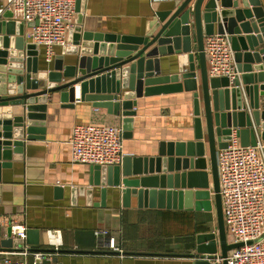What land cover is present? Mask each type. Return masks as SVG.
I'll list each match as a JSON object with an SVG mask.
<instances>
[{
	"label": "water",
	"instance_id": "obj_1",
	"mask_svg": "<svg viewBox=\"0 0 264 264\" xmlns=\"http://www.w3.org/2000/svg\"><path fill=\"white\" fill-rule=\"evenodd\" d=\"M169 3V8L156 12L143 35L80 34L76 27L72 46L67 47V52L79 54L76 62L64 64L63 58H57L48 70L39 68L40 51L35 50L36 44L26 42L22 30L12 36L17 21L0 20V158L10 160V146L16 158L21 155L24 134L32 138L38 130L35 125L46 118L48 94L60 91L64 101L74 102L76 89L80 90V101L106 108L127 122L135 114L132 107L136 101L132 99L136 97L192 91L194 140L162 142L154 157L126 156L119 165L95 164L94 182L119 187L125 206L131 205L133 196L142 207L210 211L214 206L218 234H198L195 251L189 254L193 264H228V251L242 243L227 239L217 153L228 145L233 128L242 145L264 140V7L261 0ZM6 17L13 16L9 13ZM215 32L229 35L240 74L233 79L208 75L205 36ZM174 52L187 54V66L163 74L159 56ZM75 84L80 85L76 88ZM41 131L44 133V128ZM148 172L156 174L130 177ZM8 233V239L0 233L2 246L13 241L11 229ZM218 256L222 262L216 261Z\"/></svg>",
	"mask_w": 264,
	"mask_h": 264
},
{
	"label": "crops",
	"instance_id": "obj_2",
	"mask_svg": "<svg viewBox=\"0 0 264 264\" xmlns=\"http://www.w3.org/2000/svg\"><path fill=\"white\" fill-rule=\"evenodd\" d=\"M8 1L0 0V7ZM169 2L171 0H79L73 29L65 35L66 45L54 47L51 61L46 59L44 48L36 45L35 50L40 51L39 68L51 69L57 58H63L64 64L76 62L79 54L67 52L76 27L80 34L91 31L143 35L156 12L169 8ZM261 3L264 7V0ZM9 13L12 18L6 17ZM4 15L3 21H17L16 34L12 36L22 30L26 42H30L27 33L34 23L23 20L10 9ZM93 42L90 40L91 44ZM159 58L163 74L168 75L188 63L186 53L174 52ZM195 60L197 62V55ZM198 85L203 112L200 77ZM79 91L76 89L74 102L68 98L64 101L60 91L48 94L46 118L35 125L38 130L32 138L24 134L21 155L16 158L14 147L10 146V160L0 158V217L8 222L0 226L1 237L8 239L9 222L24 223L25 246L30 252L52 254L48 264H193L194 258L189 253L195 251L197 235L218 234L214 206L210 211L142 207L134 196L131 205L125 206L119 187L95 183L93 165L73 160L70 143L77 123L116 122L123 127L124 157H154L159 154L162 142L194 140L193 92L183 89L136 97L132 99L136 101L132 107L135 114L126 122L123 116L110 114L106 108L80 101ZM123 91L134 95L129 89ZM243 97L248 107L249 99L246 95ZM259 141L264 144V140ZM4 162L10 165H3ZM155 174L148 172L130 177ZM100 229L116 237L121 252L109 248L107 236L96 234ZM50 230H59L61 235L52 237ZM7 241L6 248L12 249V242ZM11 258L32 261L29 253H15Z\"/></svg>",
	"mask_w": 264,
	"mask_h": 264
},
{
	"label": "built area",
	"instance_id": "obj_3",
	"mask_svg": "<svg viewBox=\"0 0 264 264\" xmlns=\"http://www.w3.org/2000/svg\"><path fill=\"white\" fill-rule=\"evenodd\" d=\"M78 0H9L0 7V20L7 10L34 25L27 33L30 42L44 48L48 61L54 56V47L66 45L65 35L74 26ZM205 53L209 77L226 76L233 79L238 70L234 50L227 33L215 32L205 36ZM96 111L99 108H95ZM123 127L116 122L77 123L70 139L74 161L92 165H119L124 158ZM220 193L227 239L242 243L228 251V264H264V144L242 145L236 128L225 148L217 153ZM7 219L0 217V226ZM12 249L0 244V264H48L52 254L46 251L30 252L25 246L26 225L9 222ZM59 237V230L48 231ZM98 236H107L111 250L120 251L116 237L107 230H98ZM57 244V243H56ZM28 253L31 263L13 260L12 254ZM216 261L222 262L218 256Z\"/></svg>",
	"mask_w": 264,
	"mask_h": 264
}]
</instances>
